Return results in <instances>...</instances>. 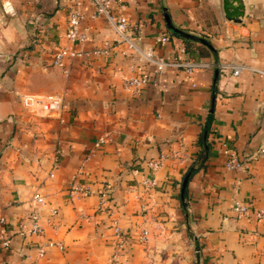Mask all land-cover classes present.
I'll return each instance as SVG.
<instances>
[{
	"label": "crops",
	"instance_id": "crops-1",
	"mask_svg": "<svg viewBox=\"0 0 264 264\" xmlns=\"http://www.w3.org/2000/svg\"><path fill=\"white\" fill-rule=\"evenodd\" d=\"M12 1L10 14L0 0V215L11 237L10 246L0 244V264H111L110 212L99 209L105 187L130 239L122 264H264V219L256 216L264 207V153L255 157L264 147V76L250 68H264V0H244L241 22L226 17L223 0H121L115 13L126 14L139 42L157 53L175 56L184 41L166 15L216 49L201 57L210 67L169 68L138 92L124 78L142 61L123 52L113 23L92 0ZM72 7L85 15L88 39L74 45L86 54L53 65L56 50L71 44ZM164 34L171 37L162 44L157 38ZM105 39L115 43L112 52L95 54ZM224 63L250 67L235 74ZM51 92L63 96L59 113L24 103L27 93ZM207 123L210 148L190 177L186 211L181 182L200 156ZM224 143L248 160V171L225 166ZM161 155L163 165L151 170L148 160ZM146 177L155 178L153 188L141 184ZM75 181L93 193L72 196ZM38 189L47 196L38 207L44 232L23 237L20 219L33 209ZM235 199L250 204L247 215H235ZM54 206L57 229L48 221ZM143 224L151 230L146 244L138 242ZM49 239L64 248L39 257L37 244Z\"/></svg>",
	"mask_w": 264,
	"mask_h": 264
},
{
	"label": "built area",
	"instance_id": "built-area-1",
	"mask_svg": "<svg viewBox=\"0 0 264 264\" xmlns=\"http://www.w3.org/2000/svg\"><path fill=\"white\" fill-rule=\"evenodd\" d=\"M96 9L97 14L105 15L114 25V28L118 35L119 43H124L125 48L123 52H132L137 55L138 59L142 63L134 65L133 73L124 78V86L133 92H138L140 89L151 79L159 80L163 72L169 68L185 69L188 73H191L196 67H210L211 62L205 59H196L189 56L184 41H181L177 45V54L175 56H166L159 54L155 51L152 46H146L139 42V37L132 31L129 17L122 13H115L117 7L120 5L121 0H92ZM9 5L12 11H8L5 5ZM3 9L6 13H15V5L12 0H3ZM84 12L79 7H72L68 14V28L66 31V37L71 42L70 45L60 47L56 50L53 55L52 64L61 65L67 58L82 57L85 56L86 52L83 48L76 47L74 43H84L88 39V33L82 26L84 18ZM169 34L159 36L157 39L162 44L169 42ZM115 47V43L110 39H105L104 44L100 48L94 49L95 54L110 53ZM149 66H152L151 69ZM224 69L232 68L235 74L240 73L243 69L249 68L250 66L246 63H224L222 64ZM256 73L264 76V68L261 67H250ZM24 103L29 106L40 108L44 113L55 114L59 113L63 107V96L60 93H42V94H31L27 93L23 96ZM105 138L102 136L97 141L96 145L104 142ZM224 151L227 154L225 159V166L229 169L236 171H248L249 162L246 158L241 157L235 149L227 143H224ZM264 153V147H262L255 157ZM164 155H161L156 159H149L148 166L151 170H156L163 165ZM240 179H238V183ZM141 184L145 188H153L155 184L154 177H146L141 181ZM93 193V189L89 185H82L78 181H75L71 195L81 194L84 196ZM100 210H108L110 212V228L113 242V252L109 257L111 264H122L123 257L126 254L130 239L126 230L123 228L120 217L115 211V205L113 202V193L111 188L105 187L100 192ZM47 202V196L41 191L36 190L33 195V209L20 219L18 233L23 237H27L34 234H42L44 232V225L41 221V215L38 207L44 205ZM147 206L142 204L140 212L144 215L147 212ZM233 212L238 217H243L248 214L251 209L250 204L243 199H235L233 206ZM59 208L54 206L50 209V215L48 218L49 223L53 228L60 226L59 219ZM256 216L258 219H264V207L256 210ZM151 238L150 227L143 224L140 227L138 236V242L146 244ZM0 244L3 246L11 245L10 237V226L9 220L6 215H0ZM52 246H59L64 248V243L61 241H55L49 239L46 242L38 243L36 246L39 257H45L48 249ZM5 264H14L7 262Z\"/></svg>",
	"mask_w": 264,
	"mask_h": 264
},
{
	"label": "water",
	"instance_id": "water-1",
	"mask_svg": "<svg viewBox=\"0 0 264 264\" xmlns=\"http://www.w3.org/2000/svg\"><path fill=\"white\" fill-rule=\"evenodd\" d=\"M223 6H224V11H225V15L228 19L236 21V22H241L245 16V12H246V4L244 0H223ZM168 23L170 25V27L176 32L179 33L183 36H189V37H195L196 35L188 32V31H183L181 29H179L178 27L174 26L169 18L168 15H166ZM202 41H204L205 43H208L210 45V47L214 50L215 47L209 43V41L205 38L201 39ZM216 73H218V66H216ZM214 102H215V95H213V106L210 109V117L212 118L213 113H214ZM208 124V123H207ZM207 128V127H206ZM205 128V137L207 136V129ZM205 150H203L200 154V156L198 157V159L191 165V167L188 169L187 173L185 174L183 181H182V186H181V196H182V200H183V205L186 207V202L184 200V191L186 188L187 183L190 180L191 175L193 174V171L196 170L201 162H202V156L204 154ZM196 250H197V255L198 258H200V244L197 243L196 244Z\"/></svg>",
	"mask_w": 264,
	"mask_h": 264
},
{
	"label": "trees",
	"instance_id": "trees-1",
	"mask_svg": "<svg viewBox=\"0 0 264 264\" xmlns=\"http://www.w3.org/2000/svg\"><path fill=\"white\" fill-rule=\"evenodd\" d=\"M177 34H179V33H177ZM179 35L183 38V40L186 44V48H187V52H188L189 56L194 57L196 59H200L203 56L211 55L213 53L214 49H212L208 43H205L204 41L201 40L202 38L207 39L204 35H196L195 37L183 36L181 34H179ZM207 40L209 41V43H212L209 39H207ZM210 121H211V118H210ZM206 127L205 128L207 129V136L205 137V134H204L205 129H204V131L200 134V136L198 138V142L201 146V152L203 150H205V152L202 156L203 160H202L200 166L204 165L205 160L208 156L209 148H210V139H209L210 125H209V123L206 125ZM201 152H200V154H201ZM188 183H187L185 191H184V200L186 202V207L183 205V200H182V196H181V192H180L182 207L186 211H187V206L189 203ZM181 186H182V182H181Z\"/></svg>",
	"mask_w": 264,
	"mask_h": 264
},
{
	"label": "clouds",
	"instance_id": "clouds-1",
	"mask_svg": "<svg viewBox=\"0 0 264 264\" xmlns=\"http://www.w3.org/2000/svg\"><path fill=\"white\" fill-rule=\"evenodd\" d=\"M5 7H6V9L8 10V11H12V9H11V7L9 6V5H5Z\"/></svg>",
	"mask_w": 264,
	"mask_h": 264
}]
</instances>
